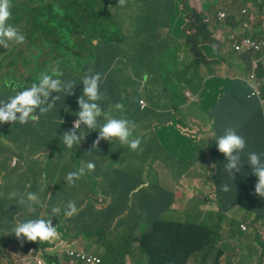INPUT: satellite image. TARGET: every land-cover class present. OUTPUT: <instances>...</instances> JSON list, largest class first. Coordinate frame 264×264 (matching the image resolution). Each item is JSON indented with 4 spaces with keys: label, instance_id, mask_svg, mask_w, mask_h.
Segmentation results:
<instances>
[{
    "label": "trees",
    "instance_id": "16d2710c",
    "mask_svg": "<svg viewBox=\"0 0 264 264\" xmlns=\"http://www.w3.org/2000/svg\"><path fill=\"white\" fill-rule=\"evenodd\" d=\"M35 1L10 0L12 15L7 21V24L21 25L24 29L23 35H26L31 45H27L28 41H24L17 46L11 45V49L13 50L16 47L19 48V56L21 55L23 57L25 66H20L18 59L14 60L15 62L13 63L7 61V65L5 66L7 75L0 76V84L6 89H15L14 87L17 85L22 86L20 80L25 78L23 75H26L28 70L33 72V81L27 87L38 82L37 77L41 72L51 73L59 69L63 72L62 79L76 83H79L80 78L86 72H99L102 76L101 91L105 94V99L101 103L103 109L105 111H113L116 104H122L124 106L122 114L126 115L124 111H129V114L126 115L128 116L127 118L134 120L138 125L137 129L142 132L144 131L145 119L155 114L158 111V107L165 103L167 97L172 103L178 102L180 104V101L171 98V94L179 93V80L177 78L183 79L186 84H193L199 80L198 77L192 75L193 71L187 72V70L184 72H176L171 77V71L160 65L161 59L173 46L171 40L160 34L165 28L175 29V27L168 24L170 16H174L176 11L182 9H188L193 12V23L181 32L178 43L179 49L182 48L183 50L186 48L191 53L197 52L200 45H214L219 43L217 41L218 37L220 42L224 43L223 47L234 42L227 40L230 35L231 38L237 37L231 31L219 32L221 28L219 21H215L211 17L205 18V14L192 7V3L187 6L181 4L180 9H178L173 0H150L148 4H136V8L138 10L144 9L145 13L144 10H141L136 14H129L121 12L118 9L119 0H39L43 1V4L33 7ZM246 1H252L255 5L260 3L258 0ZM149 6L153 8L154 12L150 10ZM56 7L62 9V15L55 11ZM108 9L110 10L108 11ZM86 16H89V18ZM91 18L95 21L93 22ZM124 23H127L125 26L128 32L135 31L136 35L132 36L130 40H126L127 34L124 32ZM210 24L215 26L214 31L212 28L210 30L208 29L207 25ZM137 26L146 28L149 34L147 36L138 34L137 30L140 27ZM51 29L52 31L49 33ZM187 30H189V35L188 37H184ZM214 33H217L218 37ZM255 34L261 35L263 32L259 31ZM134 37H137L141 41L139 45H133L136 42ZM222 48L211 50L217 53ZM0 54H2L1 51ZM203 54L205 53L203 52ZM2 56L3 54L0 55V57ZM11 64H14V66ZM202 84L205 87L207 85L206 82ZM81 87L82 85H77L72 95L60 96L59 100L61 102H70L73 104L72 107L68 103L58 105V100L53 109L48 113H35L39 115V120L43 124H45L44 120L47 119L49 113L55 114L53 117H58L57 114H59L58 123L53 128H49L52 135L53 130L63 129V127H66L72 121V118L76 117V112L79 111L78 98L76 97ZM55 95L56 93H53V96ZM9 96L11 95L0 97V101L6 100ZM145 99L151 103H149L146 109L141 110L140 100ZM247 102L248 100L240 92L226 97L224 100V109L227 110V116L225 118L220 116L204 118L202 121V133L208 139L215 134L214 132L218 128L223 130L224 127H228V124L232 127H235V124L242 125L244 129L235 128L247 140L246 153L249 151L261 152L253 149L251 147L252 143L249 141L250 130L247 129L250 128V123L247 118H249L250 113ZM113 114H120L119 110H116ZM63 118L66 121H62ZM262 118L264 119V115H262ZM5 130H7V133H16L18 131V137L11 144V147L14 148L16 153L22 150L24 154L25 152L29 155L40 154L42 134L39 125L35 121H30L24 125L10 123L0 125V134L3 135ZM259 134H262L264 140V130H261ZM31 135H35V137L30 139ZM150 135L155 136V140L157 141V132ZM86 136H89L88 142L76 147L77 151H74L77 168L85 161H92L94 154L108 157L113 150H117V148L112 149L101 141L99 144H94L98 136V132L95 130H89ZM57 137L56 133L54 135V141ZM141 138L143 140L144 136L141 135ZM214 142L213 140L211 146H213ZM143 144L144 140L142 141L141 148ZM23 145L26 147V150ZM9 148L5 149L9 150ZM157 149L159 154L155 162L159 161L162 168L159 170L152 165L153 173L155 174L153 180L157 185V192L155 196H151L153 197L151 205L142 204L146 209L145 213L132 209L130 201L126 207L112 205L109 210L106 206L102 205L104 203L95 199V189H90L89 193L78 205H83L84 208L75 214L76 220L70 221L71 218H69L67 224L65 222L67 219L63 214L52 218V220L55 219L58 223V238L47 242L45 246L67 244L65 238L70 237L71 233L76 236L82 234L86 237L98 234L100 239H103V231H111L112 225H119L121 216L127 213L129 214L127 221L133 224L130 228V233L133 234V237L129 240L128 245L147 247L160 255V257H154L145 251V260H139L134 262V264H166L162 263L164 261L163 258L167 254H172V252L164 246L165 240H161V236L166 230L174 232L176 229L172 228L175 220H164L161 215L163 209L159 210L166 202L168 203V207L172 209V198L174 196L167 188L160 184L161 173L163 167H165L173 176L178 175L181 178L195 163L188 162L184 167H179L178 163L184 161L174 158L171 160L170 157L164 154L160 146L157 145ZM130 152L137 155L141 151ZM246 153L242 156V160H247ZM225 161V157L216 158V164L220 168H224ZM242 162L245 163L244 161ZM202 169V167L198 168V170ZM241 171L251 173L250 166L245 164ZM217 180L220 181L221 179L217 178ZM185 181L183 180L181 184ZM92 185L93 187L96 186L95 180L92 182ZM199 185L203 186V200L209 204H213L219 200L218 190L223 189V187L219 188L212 181L210 175L208 177V171L206 180ZM37 186V184H34L27 192H35L43 200L44 194L41 196V192ZM124 187L130 195L136 190V188L131 187L130 176L125 180ZM192 187L197 188L198 186L193 185ZM61 193H64V186L59 183L53 189V195L48 203H62L63 201L58 197ZM193 198L194 194L192 195ZM142 199L145 198L143 197ZM142 201L144 200H141V203ZM240 204L249 209L254 208L250 201L245 200L243 197L238 198V201L233 203V205L239 207ZM47 210L46 207H37L34 213L29 214L19 202L9 204L4 213L0 212V226L4 228L0 231L10 230L13 220L40 218V214L47 212ZM138 221L140 224H138ZM144 222H147L149 226L145 228L143 225ZM191 228L192 226L189 225L188 230H191ZM178 230L183 233L187 229L179 227ZM218 238L219 236L216 231L203 226L195 228L193 236L185 240L183 244L192 246L195 251L202 252L206 258H210L216 254ZM120 248L124 247L111 248L107 252L106 258L108 263L106 264H110L112 251H117ZM170 258V264H183L186 260V257L183 255H171ZM216 261L218 262V258ZM198 263L202 264L205 262L200 260ZM218 264H221V262ZM259 264H263V261Z\"/></svg>",
    "mask_w": 264,
    "mask_h": 264
},
{
    "label": "clouds",
    "instance_id": "9594fccd",
    "mask_svg": "<svg viewBox=\"0 0 264 264\" xmlns=\"http://www.w3.org/2000/svg\"><path fill=\"white\" fill-rule=\"evenodd\" d=\"M225 1L227 0L218 1V5L223 6ZM123 3L124 0H119L120 5ZM202 6V2L195 4L192 0V7L198 11H202L205 14V18L211 17L213 20L219 21L221 27L225 26L222 24L220 18H215L214 14L210 12L213 8L212 6H208L204 9ZM256 8L261 9L262 3L255 5L252 13L248 17L247 23L241 24L236 21L235 25L232 26V29L229 31L234 32L237 36L242 38V43L247 48L255 49L258 52L257 62L252 67L246 65L243 69L244 72L237 76L235 80H240L248 86L250 90L248 97L257 101L264 115V34H255L259 31L264 33V22L262 25L255 24L258 17ZM55 11L61 15L63 14L62 9L59 7H56ZM11 15L10 0H0V45H3L4 48L8 47L9 42L14 41L17 44H21L25 41L24 35L7 24ZM190 21H193V18H191ZM204 21L207 22L205 19ZM207 27L209 30L212 28L214 31L215 29V26L212 24L207 25ZM233 43H230L229 46ZM229 46L223 47L219 51L220 53L218 56L222 53L223 49ZM204 53L205 58L214 60V58L209 55V52L206 51ZM231 53V48H228L226 56H231ZM231 66L233 69H236L238 63L231 62ZM62 77L63 72L59 69L51 73L41 72L37 77L38 82L33 83L30 87L17 85L16 87L20 89L19 91H16L14 95L9 96L6 100L0 101V125L4 123L24 125L30 121H35L39 126H47L40 122L39 115H35V113H48L53 109L56 101L60 99L61 95H72L77 85L83 86L81 95L77 100L79 111L76 112V117L72 118V121H70L66 127H63V129L53 130V135L50 131L42 135L40 154L45 155V160L43 162L48 163L46 169H40L39 163L42 161L36 159L24 160V152L22 150L19 151V153L13 152L15 159L11 163L12 168L9 170L25 171L28 174L29 180L39 182H46L49 175L53 172L60 177L59 181L53 187H49V189L45 191L43 200H41L35 192H25L23 194H18L17 192L10 193L11 198L16 199L18 197L19 204L23 206L27 213H34L37 207H46V204L53 195V189L57 184L60 183L64 186V193L58 195L60 200L63 201L61 206L55 204L48 206L50 210L41 213L40 218H24L15 221L9 230V233L14 234L21 242L25 240L29 241V247H31L32 242L37 243L40 247L39 249L35 248L29 250L28 254L22 256V260H27L26 264H56L57 258L50 259L48 256H45V251L48 254L47 248L52 249L54 256L61 258V263H64L62 253L65 249L68 250L70 259L75 261L76 246L74 249H70L68 243L52 244L49 247L45 246L47 242L58 238V223L55 219L52 220V218L60 214L68 218L74 216L82 207L76 206V204L79 205L81 203L90 189L96 188V186L93 187L92 182L95 180L97 183V177L101 175L104 177L102 185L104 181L109 180L113 182L108 167L113 165L115 159L119 158L124 152L142 151L141 144L143 140L140 137L141 134L138 132V125L134 120L126 116L129 114V111H124L126 115H123L124 106L122 104H116L113 111H105L101 106L102 101L105 99V94L101 91L102 76L99 72H86L80 78L79 83L64 80ZM53 93H56V95L53 96ZM171 98H175V100L180 101V103L183 100L181 94L177 96L171 94ZM169 102L172 103L167 97L166 104ZM149 103L151 102L145 99V104H141L140 100V109H146ZM116 110H119L120 114H113ZM162 113L161 109H158V111L152 115V119H156L158 115L162 116ZM190 115L196 119L193 120V123L198 127L200 125L199 122L203 121L205 118L204 110L200 104H198L192 105L189 113H184L181 117L175 116L172 123H168L163 127H161V124L156 123L157 127H159L156 131L157 135L158 133H163L164 129H166L169 133L176 131L186 137V141L177 143L179 147L184 146L183 150L180 152L171 151L174 142L163 143L162 141H158V137L156 138L158 146L161 148L163 146L168 147V151L163 152L171 159L174 158L182 161L190 159L192 154L196 151V145L188 142H191V140L203 142L207 139L202 133V129L195 130L194 125L187 126L183 124L184 121L189 119ZM100 117H102L101 120ZM62 121H66V119L63 118ZM144 129L147 135L152 134L149 133V117L145 119ZM59 130L65 131L61 135L64 147H61L56 140L54 141V135ZM89 130L98 132L94 144H99L101 141L112 149L117 148V150H113L108 157L94 154L92 161H85L77 168L74 151H77L76 147L88 142L89 136L86 135H88ZM214 133L216 135L212 139L215 141L212 146V160L216 163L217 157H225L226 161L223 166L224 168L217 166V170L213 172L211 168L208 172L212 181L219 188L223 187V189L218 190L219 200L217 201V206L219 213L217 215V220L214 222L210 219L206 224L207 228L216 231L217 235H220L218 243L216 244V254L212 255L210 260L213 261L214 264H218L219 262H221V264L230 262L248 264L247 259L251 261L254 258L251 235L255 229L264 226V217L248 215L243 209L249 212H257L261 208L264 209V149L261 150L260 148L251 146L256 151L261 152L249 151L246 153L247 140L235 127L230 126V124H228V127H224L223 130L218 128ZM64 151L69 153V158L66 161H49L46 159V157L61 154ZM245 153L247 160H242V156ZM16 158L20 159L19 164H17ZM209 163H211V161H209ZM245 164L250 166L251 173L248 171H241ZM159 165L162 166L161 163H159ZM4 172H7L5 159ZM119 176L121 177L115 180L114 189L107 188L103 185V187L108 190L106 195L109 200H106L104 204L109 210L112 205L126 207L130 201V194L124 187V182L129 178V174L120 173ZM217 178L221 180L219 181ZM29 185L30 184H28V186ZM168 191L174 195L172 198V209L184 210V208L175 203V198L181 196V192L179 190L172 191L170 189H168ZM188 194L192 199L193 192L190 191ZM240 197L250 201L254 208L249 209L241 204L240 207L233 205ZM214 205H216V203L211 204V210H214ZM126 223L129 229L133 225L131 222H128L127 219ZM227 223L233 225L237 232H230L226 227ZM228 237L235 239L234 245L226 241ZM261 245L263 247L264 243H261ZM120 249H127L128 253L120 254L112 251V255H114L117 260L115 264L126 263L124 257L136 252V250L126 246ZM34 251H37V253L32 255L31 253ZM82 252L83 248H80L79 258L82 260L83 264H100L97 255H93V257L85 260L82 256ZM102 253H105L104 250ZM218 253H220L219 256ZM143 255L145 256L146 253H143ZM243 257L246 259L242 260ZM217 258L218 262L216 261ZM194 264L199 263L195 261Z\"/></svg>",
    "mask_w": 264,
    "mask_h": 264
},
{
    "label": "rangeland",
    "instance_id": "374dc122",
    "mask_svg": "<svg viewBox=\"0 0 264 264\" xmlns=\"http://www.w3.org/2000/svg\"><path fill=\"white\" fill-rule=\"evenodd\" d=\"M149 1L150 0H124V3L122 5L118 3V9L121 12L136 14L137 12L144 10H138L136 8V4H148ZM173 1L178 9H180L181 4L187 6L192 3V0ZM193 1L195 4H199L202 2L203 9L208 6H212L213 8L210 12L214 14L215 18H220L222 24L225 25L226 29H230L232 26H234L236 21L240 22L241 24L247 23L248 17L252 13L253 8L255 7V4L253 2H247L246 0H227L223 3V6L218 5V1L220 0ZM258 1L262 3V8H256V13L258 17L255 24L262 25L264 22V0ZM42 4L43 1L36 0L33 4V7L41 6ZM149 8L152 12H154L152 7L149 6ZM109 10L110 9H108V11ZM193 16V12L188 9L176 11L174 16H170L168 20V24L173 27L175 26V29L165 28L161 33L162 36L171 40L173 46L161 59L160 65L171 71V77H173L176 72H184L185 70H187V72L193 71L192 75L199 78V80L193 84H186L183 79L177 78L179 80L178 91L181 94L183 100L180 104H178V102H169L168 104L164 105L168 112L174 111L176 117H181L184 113H187L192 105H198L206 96L204 91H209V95L214 96L215 102H217L218 100H225L226 97L233 95L227 92L228 86L233 82V80L237 76L242 74V70L246 65L252 67L258 60V52L255 49L247 48L242 42L233 43L230 46L228 44L229 47L223 49L222 53L214 60H209L205 58L203 52L209 51L211 49H220L224 46V43L220 42L217 33H214V35L218 37L217 41L219 43H216L214 45H200L201 48L199 47L197 52L192 53L186 48H184L183 50L182 48L179 49L178 43L181 37V32L193 23V21H190ZM86 17L89 18V16ZM91 19L93 22L95 21L93 18ZM125 25H127V23H124V32L127 34L126 40H130L132 36L136 35L135 31L128 32ZM51 31L52 29L49 30V33ZM137 32L138 34H141L143 36H147L149 34V31L146 28L141 27L137 30ZM188 35L189 30H187V33L184 37H188ZM134 40L136 42L133 43V45H139L141 42L137 39V37H134ZM25 41H28L26 35ZM39 42L41 43V41ZM27 45H31V42L28 41ZM228 48H231L232 51L231 56L229 57L226 56ZM17 49L19 48L17 47ZM8 50V48L5 49V54L3 56L8 55ZM233 61L238 63V67L236 69H233L231 66V62ZM18 64L23 67L25 66L24 59L21 55L18 57ZM12 66H14V64H12ZM3 75L6 76L7 73L4 72ZM214 80L219 81L217 90L214 88V86L211 85V82ZM32 81L33 72L31 70H28L26 77L24 79H21L20 83L22 84V86L27 87L31 84ZM204 82L208 83L207 87L203 86L202 83ZM19 90L20 89H18V91ZM65 103H68L70 107L73 106V104H71L70 102H64L63 104ZM143 103H145V100H141V104ZM219 106L221 107V105ZM53 115L55 114L49 113L47 115V119L44 120V123L47 124V126H39L42 135L48 133L49 128H53L58 123L59 114H57L58 117L56 118L52 117ZM161 119V115H158L156 119H152V115L149 117V133H155L159 129L156 123L161 124ZM138 132L144 136V144L142 146V151L137 155H134L131 152H124L119 158L115 159L113 165L108 167V171L111 173V178L113 182H110L109 180L104 181L103 185L107 188L114 189L115 180L119 177L120 173H128L131 178V187L136 188V190H134L130 195V206L132 207V209H136L141 211L142 213H145L146 209L142 206V204L151 205L153 199V197L151 196H155L157 192V185L153 180L155 174L153 173L152 165L154 168L158 169L160 162H155L159 154V151L157 149L158 143L155 140V136L147 135L145 129L143 132L138 129ZM215 135L216 134L210 136L207 140L203 142L195 140H191V142H188L193 145H196V151L192 154L190 159L185 160L182 163H178V166L184 167V165L188 164V162L195 164L181 178L178 175L173 176L170 171L163 167V171L160 177V184L163 187L172 191L180 190L183 193V195L175 198V203L178 206L184 208V210H173L168 207L167 202L159 208V210L163 209L161 215L164 220H175L172 228L176 229L174 232H172L171 230H166L161 236V240H165L164 246L172 252V254H167L166 257L163 258L164 261H162V263L170 264L171 255H183L186 257V260L183 264H194L195 261L200 260L204 261L206 264H214L213 261H211L210 258H206L202 252L195 251L192 246L183 244V242L193 236V231L195 228L206 226L207 222L210 219L214 222H216L217 220V215L219 213L217 202H215L216 205H214V210H211V204L202 199V194L204 192L203 186L199 185L204 183V181L206 180L207 171L209 172L211 168L213 172L217 170V164L212 160L213 147L211 146V143L213 141L212 139ZM17 137L18 131L16 133H7V130H5L2 135L3 139L0 140V156L4 152V150L6 152V171L12 168L11 163L15 159V156L13 154L14 148L11 147V144L13 141L16 140ZM34 137L35 135H31L30 139ZM5 148H9V150ZM177 151L180 152V149L178 148ZM68 158L69 153L67 151H64L61 154L53 155L51 157H46V159L49 161H66ZM23 159H36L42 161L39 163L41 167L40 169L42 170L46 169L48 166V163L43 162L45 160L44 154L29 155L27 152H25ZM16 161L17 164H19L20 159L16 158ZM209 161H211V163H209ZM153 162L155 163L153 164ZM199 167H202L203 169L198 170ZM3 170L4 168L1 171L3 172ZM23 174V181L16 182L15 179L11 178L9 179V182L6 183L4 186H0V212L4 213L9 204L18 202V197L16 199H13L10 197V193H25V190L29 184V179L28 174L25 171H23ZM103 178L104 177L102 175L97 177V183L95 188V199L102 203H104L106 200H109L108 196L106 195L108 190L102 185ZM182 180L186 181L181 184ZM193 182L197 184H194ZM193 185H197L198 187L194 188L192 187ZM189 189L192 190L194 194L193 199H191L190 195L188 194ZM143 197L145 199H142ZM141 200L144 201H142L141 203ZM76 206H78V204H76ZM83 208L84 206L82 205L80 210H82ZM243 210L248 213V215L264 217L263 208H261L257 212H249L245 209ZM128 216L129 214L127 213L123 214L121 216L119 225H112V230L109 232L103 231V239H100L98 234H94L91 237H86L82 234L76 236L75 234L71 233L70 237L65 238L66 242L69 244L70 249H74L75 246L83 248L82 256L85 260L93 257V255H97L100 264L108 263L106 254L111 248L125 246L137 251H141L144 249L147 251V253L149 252L150 255H153L154 257H160L159 254L151 251L150 248L128 245L129 240L133 237V234L130 233V229L128 228V224L126 223V219L128 218ZM66 219L67 220H65V222H67L69 218L66 217ZM14 222L15 220L12 221V226ZM138 224H140L139 221ZM143 225L145 228L149 226L147 222H144ZM189 225L192 226L191 230H188ZM179 227H184L187 230L182 233L180 230H178ZM138 232H140V230H138ZM218 236L220 237L219 234ZM3 239H5L6 242L4 245L0 243V252L7 257L9 264H26L27 262V260H22V257L15 256L14 248H18L20 251H22L23 249L29 251L35 248H40L37 243L33 242L31 247H29V241L25 240L21 242L15 237L14 234L9 233L8 229L0 231V242ZM251 239L253 241L252 253H254V258L251 261L247 259V263L259 264L261 261L264 262V251L261 245V243H264V226H260L258 229H255V231H253L251 235ZM226 241L231 245H234L235 243V239L232 237H228ZM110 245L112 246L110 247ZM103 249L105 250V253H102ZM47 251L48 254L45 251V256H48L50 259L57 258L56 264L67 263L68 259L64 254L62 255L64 263H61V258L54 256L52 253V249L47 248ZM36 253L37 251H34L31 254L35 255ZM142 256L143 255H141L140 253H131L126 255V257H124V260L126 264H134V262L142 260ZM245 259L246 258L244 257L242 258V260ZM116 262L117 260L115 256L112 255L110 264H115ZM226 264L236 263L230 262Z\"/></svg>",
    "mask_w": 264,
    "mask_h": 264
},
{
    "label": "crops",
    "instance_id": "0c3cea01",
    "mask_svg": "<svg viewBox=\"0 0 264 264\" xmlns=\"http://www.w3.org/2000/svg\"><path fill=\"white\" fill-rule=\"evenodd\" d=\"M236 25H238V24H236ZM11 26L14 27L15 29H17L18 32H20L22 35L24 34V29L21 27V25H11ZM231 29H232V27L230 29H226L225 26H223L220 28L219 32L229 31ZM228 40H231V41L238 43V42H242L243 39L240 38L239 36L231 38V35H230ZM11 45L17 46L18 44L15 43L14 41L9 42V45L7 47L9 49L8 55L0 57V76L3 75L5 72V66H6L7 61H11V63H13V62H15L14 60H17L19 57V54H20L19 49H17V47H16L15 50H17V51H15V50L11 49L12 48ZM5 49L6 48H4L3 45H0V51L2 52L3 55L5 54ZM208 52H209V55L212 56L214 59H216L218 57V54L220 53V52L215 53L213 50H209ZM2 54H0V55H2ZM242 72H244V71L242 70ZM16 76H18V75H16ZM23 76L26 77V75H23ZM233 83H235V84H233ZM211 85L214 86V88L217 90V87L219 85V81L214 80L211 82ZM207 86H208V83H207L206 87ZM82 87L79 89L78 96L76 98H79V96L81 95ZM14 88L15 89H13V88H7L6 89L0 84V97H2L4 95H14L15 92L18 91V89H19V88L16 89V87H14ZM249 91L250 90L245 83H243L240 80H235V79L227 88V92H229V94H237L238 92H240L244 96V98L246 100H248L247 105H248V111L250 113V116L247 119L250 123V128L247 130H250L249 141L252 143V147L260 148L262 150V149H264V146H263L264 140H263L262 134H259V132L261 130H264V119L262 118L263 113H262L261 108H260L259 104L257 103V101L252 100L248 97ZM204 92H205L206 96L204 97V99H202V101L199 104L204 110L205 118H209V117L214 118V117H218V116L225 118L227 116L226 115L227 110L224 109V100H218L217 102H215L214 96L209 95V91H204ZM179 94L180 93L172 94V95L177 96ZM59 104H63V102H61V100H59L58 105ZM165 104H166V100L162 106L158 107V109H162V112H163L162 113V119H161V127H163L164 125H166L168 123H172L174 120V117H175L174 111L168 112L167 109L164 107ZM219 105H221V107ZM189 112H190V109H189L188 113ZM193 120H196V119L190 115L189 119L187 121H184L183 124L187 125V126L194 125L195 130L196 129H202V121L199 122L200 125L198 127L195 123H193ZM3 125H5V123ZM235 127L237 129H240V128L244 129V127L242 125H238V124H235ZM64 132L65 131H62V130H59L56 132L57 136H58L56 141L59 143V145L61 147H64L62 144V137H61V135ZM157 137L159 139L158 141H162L163 143L174 142V145H173L172 150H171L173 152L177 151V149L179 147L177 145L178 142L186 141V137L183 136L182 134H179L176 131H172L169 133L166 131V129H164L163 133H161V134L158 133ZM2 139H3L2 134H0V140H2ZM183 148H184V146L179 147L180 151H182ZM162 149L164 152L168 151V147L163 146ZM4 159L5 158H4V152H3L0 156V186L1 185L4 186L6 183L9 182V179H11V178L15 179L16 182L23 181V179H24L23 171L8 170L6 173L4 172V170H3V172L1 171L4 168ZM161 168H162V166L159 165L158 169L160 170ZM59 179H60V177L56 173L53 172L49 175L46 182L29 180L30 185L26 188L25 192H27L34 184H37L38 185L37 187L39 188V190L41 192V196H43V194H45V191L47 189H49V187H53L59 181ZM190 191L191 190L189 189L188 192H190ZM181 195H183L182 192H181ZM50 205H53V204H50V203L46 204V208L48 210H50V208L48 207ZM55 205L61 206L62 204L56 203ZM103 206H105V204H103ZM72 220H76L75 215L71 217L70 221H72ZM226 227L230 230V232H237L235 227L233 225H231L230 223H227ZM3 229H4L3 226H0V230H3ZM0 243L2 245H4L5 240L3 239ZM145 251L146 250H144V249L141 251L136 250L135 253H140L141 255H143V253H145ZM14 252H15L16 257H22V256L28 254L29 251L25 250V249L20 251L18 248H14ZM115 252H118L120 254H126V253H128V250L127 249H119L118 251H115ZM79 253H80V247H77L76 252H75V254H76L75 261L70 259L69 252L67 249H65L63 251L62 255L64 254L68 259L66 264H74V263L75 264H83L82 260L79 258ZM142 260H145L144 255H143ZM0 264H9L7 257L4 254H2L1 252H0ZM119 264H124V263H119Z\"/></svg>",
    "mask_w": 264,
    "mask_h": 264
},
{
    "label": "built area",
    "instance_id": "2783aa9c",
    "mask_svg": "<svg viewBox=\"0 0 264 264\" xmlns=\"http://www.w3.org/2000/svg\"><path fill=\"white\" fill-rule=\"evenodd\" d=\"M143 104H145V103H143Z\"/></svg>",
    "mask_w": 264,
    "mask_h": 264
}]
</instances>
